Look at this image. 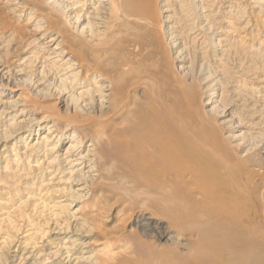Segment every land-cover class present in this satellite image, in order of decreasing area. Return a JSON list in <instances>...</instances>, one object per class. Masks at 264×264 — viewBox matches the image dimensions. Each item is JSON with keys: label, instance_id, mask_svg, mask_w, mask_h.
Here are the masks:
<instances>
[{"label": "rangeland", "instance_id": "1", "mask_svg": "<svg viewBox=\"0 0 264 264\" xmlns=\"http://www.w3.org/2000/svg\"><path fill=\"white\" fill-rule=\"evenodd\" d=\"M84 1L0 0V264H101L95 253L97 239L126 232L119 222L126 218V208L119 212L122 201L111 207L107 215L112 220L108 218L104 227L88 221L82 210L86 200L99 194L98 190L91 194L97 170L89 163L93 155H87L89 136L75 150V155L86 157L73 162L68 155L73 132L62 139L57 132L47 134L53 122L50 117L37 125L40 107L52 106L51 111L79 119L91 112L78 109L74 96L95 85L82 81L84 70L74 64L75 58L67 59L70 55L63 52L61 41L73 34L77 42H98L108 36L113 14L108 11L98 18L97 1ZM154 2L159 21L165 25L167 54L160 60L162 71L175 66L186 87L199 91L201 104L210 102L208 119L229 153L250 162L247 166L257 176L252 189L264 200V188H258V177L264 175V0ZM83 12L90 13V19L80 20ZM52 37L56 39L50 41ZM141 39L145 40L135 38ZM146 44L149 41L143 48ZM56 45V53L51 52ZM128 102L125 111L131 109V99ZM97 104V114L107 116L101 112L107 104L101 100ZM25 106L29 110L24 116L15 117L16 110ZM97 114L90 113L96 119ZM44 135L48 140L42 139ZM140 238L149 251L157 253L159 245L163 257L173 255L172 250L183 257L195 256L194 245L185 237L180 242L165 239L160 243Z\"/></svg>", "mask_w": 264, "mask_h": 264}, {"label": "bare ground", "instance_id": "2", "mask_svg": "<svg viewBox=\"0 0 264 264\" xmlns=\"http://www.w3.org/2000/svg\"><path fill=\"white\" fill-rule=\"evenodd\" d=\"M96 1L98 18L108 11L113 14L108 36L88 43L77 42L73 34H68L61 42L63 52L70 55L67 59L75 58L74 64L84 70L82 81L95 85L74 96L79 102L77 108L95 115L101 100L107 104L101 112L108 115L97 114L96 119L88 113L89 117L86 114L79 119L47 106L38 109L37 125L50 117L53 122L47 134L57 132L62 139L73 132L68 154L73 162L86 157L75 155V150L82 146L83 137L89 136L91 149L87 155H93L89 163H94L97 170L91 194L96 190L99 194L83 205L88 221L97 227L108 223L111 218L107 214L117 201L123 204L119 212L127 209L126 218L119 220L126 232L97 239L99 263L264 264V200L252 189L257 176L251 172L249 161L245 163L229 153L208 119L210 102L202 105L199 91L188 89L172 64L162 71L160 60L167 48L163 47L165 25L159 21L157 3ZM90 17L87 12L78 16L80 20ZM53 22L50 20L54 26ZM96 25L104 27L105 23ZM138 36L145 40L137 42ZM148 41L154 49L149 50V44L143 48ZM58 48L56 45L50 51L56 53ZM57 54L59 57L61 53ZM149 60L154 62L148 65ZM162 79L166 82H159ZM166 83L171 86L167 88ZM130 99L131 109L125 111ZM28 110L26 106L17 109L14 116L22 118ZM115 119L119 121L115 123ZM49 165L44 164L43 169ZM259 177L258 188H264V175ZM218 206L226 209L218 211ZM140 237L159 243L165 239L180 242L185 237L194 245L195 256L183 257L172 250L173 255L163 257L159 245L157 253L149 251ZM202 257L208 259L203 261Z\"/></svg>", "mask_w": 264, "mask_h": 264}]
</instances>
